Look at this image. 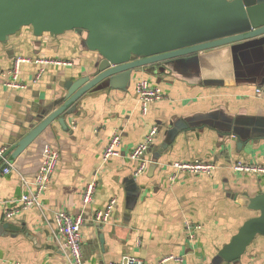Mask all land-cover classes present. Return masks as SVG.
<instances>
[{
    "label": "crops",
    "instance_id": "1",
    "mask_svg": "<svg viewBox=\"0 0 264 264\" xmlns=\"http://www.w3.org/2000/svg\"><path fill=\"white\" fill-rule=\"evenodd\" d=\"M241 55L222 46L201 52L195 63L134 72L125 90L95 86L74 113L64 115L66 129L55 119L25 149L4 153L12 168L3 174L0 161V225L8 222L10 230H0V264H71L55 223L61 210L82 217V264L116 263L124 256L144 264H213L243 221L257 214L234 196L264 191V174L234 169L238 163L264 166V137L239 149L237 136L226 131L228 125L264 130V89L253 82L254 59L247 66ZM17 57L31 61L19 67L25 87L10 89L5 81ZM99 59L82 47L77 31L37 38L25 27L0 43V148L6 152L25 135L39 111L64 94L63 83L93 73ZM139 79L163 91L145 113L135 90ZM153 126L158 130L145 153L149 164L135 175L138 162L129 152ZM114 132L119 154L103 160ZM46 145L58 152L57 165L41 207H23L24 182L35 178ZM195 161L214 168L195 173L172 166ZM92 182L91 201L84 204L82 191ZM113 199L109 221H95V211ZM7 210L15 211L10 218ZM219 264H264V236H256L238 262Z\"/></svg>",
    "mask_w": 264,
    "mask_h": 264
},
{
    "label": "water",
    "instance_id": "2",
    "mask_svg": "<svg viewBox=\"0 0 264 264\" xmlns=\"http://www.w3.org/2000/svg\"><path fill=\"white\" fill-rule=\"evenodd\" d=\"M25 27L37 38L77 31L82 47L100 59L93 73L63 83L64 94L39 111L37 123L5 155L25 149L55 119L66 129L64 115L74 113L91 88L125 90L134 72L195 63L206 50L229 46L247 66L254 59L253 82L264 89V0H0V43ZM262 126L228 125L226 131L237 136L240 149L264 137ZM234 199L257 214L243 221L213 264L238 262L254 238L264 236V191ZM0 230L9 231L10 224Z\"/></svg>",
    "mask_w": 264,
    "mask_h": 264
},
{
    "label": "built area",
    "instance_id": "3",
    "mask_svg": "<svg viewBox=\"0 0 264 264\" xmlns=\"http://www.w3.org/2000/svg\"><path fill=\"white\" fill-rule=\"evenodd\" d=\"M28 61H31V59L26 57H17L15 59L13 67L7 72L9 74V78L5 81L7 88L12 89L25 87V84L18 80L19 67L21 63ZM56 63L60 64L58 61H56ZM135 90L144 113L146 112L148 103L163 98V91L159 87L150 84V82H148L146 79H139L135 84ZM256 91L259 94L262 93L261 89H257ZM157 130V127L153 126L145 135L144 139L129 152V158L138 162L135 175L141 174L149 164V161L145 158V153L153 143L154 137L157 134ZM119 144L120 135L118 132H114L105 149L103 150V160H107L111 156L118 155ZM4 153L5 149L0 148V161L2 163L1 171L3 174H7L11 171L12 163L7 160ZM58 158L59 154L57 151L51 149L48 145L44 147L42 153V163L35 178L30 183L24 182L26 191L23 192L19 198V202L23 207L32 205L41 207L40 197L49 184L52 173L57 165ZM172 166L179 171L186 170L195 173H209L214 168L213 164L201 161L175 162ZM234 169L243 173L264 174V166L262 165H248L238 163L234 165ZM94 189L95 185L93 182L88 183L85 186L82 191V201L84 204H88L91 201ZM113 205L114 199L111 200L105 208L95 211L94 220L99 223H107L110 219ZM14 212L15 211L13 210H7L5 216L10 218L13 216ZM55 223L57 231L63 239V246L70 256L71 264H82V217L80 215L73 217L65 210H61L55 213ZM186 228L189 231L192 229V226L187 224ZM165 260H167V258ZM14 264L19 263L15 262ZM109 264H144V262L142 259L135 256H124L119 262Z\"/></svg>",
    "mask_w": 264,
    "mask_h": 264
},
{
    "label": "rangeland",
    "instance_id": "4",
    "mask_svg": "<svg viewBox=\"0 0 264 264\" xmlns=\"http://www.w3.org/2000/svg\"><path fill=\"white\" fill-rule=\"evenodd\" d=\"M27 29H29V28H27Z\"/></svg>",
    "mask_w": 264,
    "mask_h": 264
}]
</instances>
